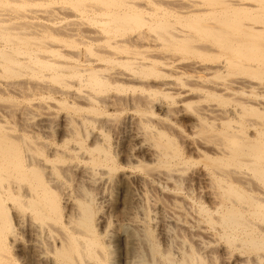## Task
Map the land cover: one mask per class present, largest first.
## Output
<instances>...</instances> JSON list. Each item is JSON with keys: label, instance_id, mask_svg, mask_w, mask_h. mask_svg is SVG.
<instances>
[{"label": "bare ground", "instance_id": "6f19581e", "mask_svg": "<svg viewBox=\"0 0 264 264\" xmlns=\"http://www.w3.org/2000/svg\"><path fill=\"white\" fill-rule=\"evenodd\" d=\"M188 2L0 0V264H264V0ZM174 52L213 60L170 64ZM188 70L202 82L183 79ZM207 75L221 81L208 83ZM125 87L140 94L108 93ZM194 90L212 101L193 106ZM153 93L162 96L151 104ZM127 103L139 148L152 159L129 166L139 175L116 162L106 134L104 117L118 118ZM186 105L199 109L185 120ZM56 109L68 112L67 130L49 144L43 133ZM175 117L215 144L211 156L208 144L192 149L215 201L195 204V227L181 189L192 160L168 131ZM132 181L172 190L175 239L164 248L149 205L137 208ZM103 184L108 190L99 193ZM150 188L141 189L143 201ZM101 201L115 222L103 219L100 232Z\"/></svg>", "mask_w": 264, "mask_h": 264}, {"label": "rangeland", "instance_id": "374dc122", "mask_svg": "<svg viewBox=\"0 0 264 264\" xmlns=\"http://www.w3.org/2000/svg\"><path fill=\"white\" fill-rule=\"evenodd\" d=\"M143 1V0H142ZM179 1H181V3H182V6L184 5H187V4H185V3H189L188 2V0H179ZM184 2V4H183V2ZM198 1H200V0H198ZM195 3H196V0H195ZM193 4V3H192ZM199 4V3H198ZM168 5H170V4H168ZM180 5V4H179ZM181 9H183V8H181ZM70 14V13H69ZM200 42L201 43H203L204 45H207L208 44V42L206 41V40H200ZM203 44H202V46H203ZM212 48H216V47H212ZM178 53V54H177ZM180 53V54H179ZM183 53V52H182ZM172 54H175L177 57H179V58H177L176 56H174V55H172ZM172 54H169V55H166V57L168 58V57H171V56H173L172 57V59H167L166 58V60H168V61H170L169 63L171 64V62H175V63H184L185 62V64L189 61V62H191L192 60L193 61H200V62H202L203 60H204V62L207 60H209L208 62H211L210 60L212 59V58H209V57H205L204 55L202 56V55H194V56H192V55H187L186 53H183V54H181V52H174V53H172ZM180 55V56H179ZM181 55H183V56H181ZM201 56V57H200ZM176 57V58H175ZM183 57H185V59L184 60H181ZM196 57H198V58H196ZM175 58V59H174ZM188 60H187V59ZM201 58V59H200ZM204 58H206V59H204ZM179 59H180V61H179ZM195 59V60H194ZM164 60H165V57H164ZM177 60V61H176ZM187 60V61H186ZM213 60V59H212ZM219 60V59H218ZM182 61V62H181ZM184 61V62H183ZM206 61V62H207ZM164 66V65H163ZM162 66V67H163ZM165 67V66H164ZM119 69V71H124L125 70V68H123V67H119L118 66V68H117V70ZM126 71H128V70H126ZM165 71V70H164ZM166 72V71H165ZM189 72H191V74H189ZM199 72V71H198ZM194 73H197L196 71L194 72L193 70H191V71H189L188 70V72L186 71L185 72V74H187V75H184V76H181V77H183V79H189L190 80V78H191V80H193V81H190V82H192V84L193 83H196V84H198L197 82H199V81H201L202 82V80L200 79L199 81H198V79H196L195 77L196 76H198V73L197 74H194L195 75V77H193L194 75L193 74ZM225 74V73H224ZM233 74V75H232ZM234 74H236V76H238V73H234V72H231V74L229 73V74H227L226 76L228 77V78H231V79H234L235 78V75ZM247 74H249V75H247ZM191 75V76H190ZM193 75V76H192ZM202 75V74H201ZM201 75H199V76H201ZM223 75V74H222ZM229 75V76H228ZM243 77H248V78H250L251 77V75H250V72H247L246 74H241ZM190 76V77H189ZM198 76V77H199ZM212 76H213V81L215 80V81H218V82H220L219 80H217V78L216 77H214V75H207V80L211 77L212 78ZM240 76V75H239ZM250 76V77H249ZM138 77H140V76H138L137 75V78ZM188 77V78H187ZM225 77V76H224ZM227 77H225V78H227ZM194 78V79H193ZM210 78V79H211ZM139 79V78H138ZM144 79V80H143ZM148 79V80H147ZM210 79H209V81H207L208 83H210L211 81H210ZM184 80V81H185ZM195 80H196V82H195ZM141 81H143L144 83L146 82V83H148V84H150L151 82H153V77H151V76H149V77H145V76H143L142 78H141ZM140 81V82H141ZM186 81H188V80H186ZM185 81V82H186ZM189 81H188V83H190ZM201 82L199 83V84H201ZM129 83V81L127 82V84ZM186 84H187V82H186ZM191 84V83H190ZM189 84V86H187V87H189V88H191V87H193L192 85H190ZM203 84V83H202ZM129 85H132L134 88H133V90L134 89H136V88H138V83L135 81L134 83H129ZM188 85V84H187ZM205 85V84H204ZM186 86H185V88H187ZM195 87L197 88L198 87V85L196 86L195 85ZM126 88H129V89H126ZM131 89V90H130ZM246 89H248V88H246ZM112 90V91H111ZM108 93L109 94H115L116 96H121V98H123V99H125L126 97L128 98V97H130L131 95V93L132 94H140V92L139 91H137V90H135V91H133L132 90V87L130 88V87H125L123 90L121 89V91H118V90H114V89H111ZM115 91V92H114ZM126 91V92H125ZM131 91V92H130ZM118 92V93H117ZM122 93V94H121ZM197 94V91H195L194 90V93H193V95L192 96H194V94ZM195 94V95H196ZM127 95V96H126ZM199 95V94H198ZM151 97H149V101L151 102V104H152V101L154 102L155 100H157L159 97H161L162 95H160L159 93H156V95L154 96V93L153 94H151L150 95ZM158 96V97H157ZM191 96V95H190ZM204 96H207V97H204ZM210 96V95H209ZM153 97H155L154 98V100H153ZM196 97L199 99V101H196V100H198L197 98L196 99H194V101L195 102H192L193 103V106H194V104H196L197 103V107H198V105H200L201 106V103H202V105L204 106V104H207V102L206 101H208V103H209V101H212V100H210L211 99V96H210V99H209V97H208V95H206V94H204V95H202V93H201V97H199V96H197L196 95ZM202 98V100H200ZM205 98V99H204ZM208 98V99H207ZM260 99H262V100H264V95H263V97L261 98L260 97ZM202 101V102H201ZM204 102H206V103H204ZM217 103H218V101H216ZM215 102V104H217ZM228 102L229 101H227V105H228ZM200 103V104H199ZM204 103V104H203ZM226 104L224 105V103H222L221 104V102L219 103V105L218 106H227ZM22 106V105H21ZM191 106L192 105H190V108H189V106H187L186 105V109H185V111H184V118H185V120L186 119H188V118H191L192 116H194L195 115V112L199 109V108H197V110L195 111V110H193L194 108H196V107H193L192 106V108H191ZM196 106V105H195ZM199 106V107H200ZM202 107V106H201ZM130 108V109H129ZM132 109V107H129V104L127 103V106H125V108H124V111H122V112H118L117 113V115L118 116H116V117H118V118H116V119H113L114 118V116H110V117H104L105 119H104V122L106 123L105 125V127L107 128V127H110V128H107L108 129V131H109V129L111 130V131H109V132H106V134L108 135V143L110 144V147H111V151H112V153H113V155H114V159L116 160V162L118 163V164H120V166H121V168H123V169H125L127 172H129V173H133V174H136V175H139L140 173L138 172L139 170L138 169H132V168H129V166L130 165H133V166H135V165H137V162H142V163H151V158H150V160H149V155H147V153H145L144 151H143V149L145 148H142V149H140L139 147V144L141 145V143H139L138 142V140H139V136L137 137V135L139 134V132H138V134H137V132H136V130H134L136 127V124H135V118H136V114H135V112L133 111V109ZM191 109V110H190ZM59 110V111H58ZM56 112V113H55ZM55 112L52 114V115H50V120H52V117H55V118H53V120H52V122L50 123L49 121L50 120H48V126H47V128H46V130H47V132H45L46 130H44V132H45V134L43 133V136L44 135H48L47 136V138L45 139L44 138V140L47 142V143H49V144H55L56 142H58L59 141V139H61V138H59L60 137V135H62L61 137H63V135L64 134H66L65 132H66V126L64 125V123L66 124L67 123V117H66V115H68V112L66 111V110H61V109H56L55 110ZM60 112V113H59ZM108 112H110V113H114L113 111H111L110 109H108ZM186 112H187V114H186ZM20 113V111H17V113H16V115H15V120H17L18 121V118L16 119V117H18V114ZM134 113V114H133ZM155 113L156 114H158V112H156L155 111ZM130 115V116H129ZM159 115V117H161L162 115L161 114H158ZM32 117V116H31ZM31 117H29L30 119H28V123L29 124H32L33 122H35V120L33 121V118H31ZM35 117V116H34ZM61 117H62V119H61ZM74 117H76L75 115H74ZM180 117V116H179ZM188 117V118H187ZM77 118V117H76ZM123 120H122V119ZM132 118H134V121H133V119ZM184 118H182V120L180 119L179 120V118L177 119L176 117H175V119L174 120H172L173 122H171L172 124H174L173 125V128H174V130H173V128H171L172 129V131H171V129L170 130H168L169 131V133L171 134V135H173V137L175 138V140H176V143L178 144V146L181 148V151H182V153H183V155L186 157V158H188V159H190V161L192 162V163H190V165H186V167H185V169H184V173L182 172V175H183V177L181 178L182 179V185H181V189L183 190H181L183 193H186L187 194V198H186V202H184L185 204H184V208H185V206H186V208L184 209V210H186L187 212L186 213H188V211H191L192 213H193V211H194V206H195V204L197 205L198 203H200V204H203L205 207H208V208H211L213 205H214V200L211 198V191L210 190H212L210 187H209V185H208V182H206V179H205V177H206V172H207V169H206V166L204 165V163H203V158H201V157H198V154H196L192 149L195 147H197L198 149H199V151H200V148H202V149H205L206 147V149H208V151H209V153H208V155H210L211 153V151L213 150V148L215 147V146H213V145H215L214 143L212 144L211 142L209 143L208 141H206V139L204 140V137L203 136H201L200 134H198V133H196L197 131L195 130L196 128H193V127H191V125H190V123L189 122H187V121H184ZM65 119V120H64ZM106 119H108L107 121H106ZM110 119H112V122H111V120ZM177 119V120H176ZM62 120V121H61ZM63 120H64V123H63ZM30 121V122H29ZM111 122V123H110ZM113 122L115 123V125L113 124ZM131 123V124H130ZM62 124V125H61ZM112 126H111V125ZM124 125V126H123ZM51 126V127H50ZM125 127V128H124ZM50 128V129H49ZM177 128H179L178 130H177ZM54 129V130H53ZM126 129V130H125ZM137 129V128H136ZM57 130V131H56ZM64 130V131H63ZM125 130V131H124ZM49 131V132H48ZM55 131V132H54ZM113 131V132H112ZM137 131H138V129H137ZM194 131V132H193ZM196 131V132H195ZM181 132V133H180ZM192 132V133H191ZM60 133H62V134H60ZM132 134V135H131ZM135 134V135H134ZM137 134V135H136ZM195 135V136H194ZM196 135H200L202 138H203V140H202V138L200 137V136H196ZM135 137V138H134ZM197 137V138H196ZM200 137V138H199ZM50 138V139H49ZM179 138V139H178ZM196 138V139H195ZM197 139H199V140H197ZM197 142H196V141ZM88 141L90 142V138H88ZM87 141V143H89ZM200 141V142H199ZM202 141H203V144H202ZM206 141V142H205ZM205 142V143H204ZM197 143V144H196ZM199 143V144H198ZM209 145V146H205V148H203L202 146L203 145ZM145 146H146V144H144ZM213 146V147H212ZM137 147V148H136ZM137 149V150H136ZM201 149V150H202ZM143 152H142V151ZM193 151V152H192ZM214 151V150H213ZM138 152V153H137ZM191 153V154H190ZM129 154V155H128ZM126 155V156H125ZM128 155V156H127ZM132 155V156H131ZM212 155V154H211ZM210 155V156H211ZM200 159V160H199ZM150 161V162H149ZM126 162V163H125ZM126 168H128V169H126ZM195 169V170H194ZM130 170V171H129ZM135 171V172H134ZM198 172V173H197ZM203 174V175H202ZM185 175H187V176H185ZM188 179H187V178ZM192 177H193V179H192ZM236 177V176H235ZM184 179V180H183ZM190 179V180H189ZM189 180V181H188ZM163 181V180H162ZM132 183H133V181H132ZM131 183V184H132ZM137 185H139L138 183H136V185H135V181H134V183L131 185V186H133L132 187V191H133V193H134V198H135V201H136V203L138 204L137 205V208L138 209H142L143 207H145V206H148L149 205V209L151 210V214H152V217H153V215H154V217H153V225H155V227L153 228L154 229V232H155V230H156V232H155V235H156V237H157V240L159 239V241H160V246L161 245H163L164 243V245L166 246V244H168V241L169 242H171V241H173V238L175 239V235H174V233H175V228H174V225L171 223L172 222V219L174 218V216L176 215V212H175V214H174V212L173 211H175L174 209L172 210L171 208H170V201H171V199H172V196H173V193H172V190H171V188H170V186L168 185L167 186V188H163L162 186H163V182H162V185L160 186V187H154L153 186V188H150L149 186H147V187H145V186H143L142 188H141V186L140 187H138ZM106 186H108L107 184H103V187H102V185H100V186H98L99 188H98V191H99V193H101V191H103V192H107V190L108 189H106ZM184 186V187H183ZM189 186H191V187H189ZM101 187H102V189H101ZM108 188V187H107ZM144 191V189L146 188H150V189H148V192L147 193H150V194H148V196H149V198L150 199H148V202L146 201V199L143 201V199L144 198H141V192H143V191H141V189ZM106 189V190H105ZM164 189V190H163ZM101 190V191H100ZM188 190V191H187ZM191 190V191H190ZM188 192V193H187ZM210 194V195H208V193ZM153 195H152V194ZM166 193V194H165ZM170 194V195H169ZM157 195V196H156ZM210 196V197H209ZM153 197V198H152ZM198 197H200V198H198ZM139 198V199H138ZM152 198V199H151ZM171 198V199H170ZM155 200V201H154ZM158 202H157V201ZM166 200V201H165ZM214 201V202H213ZM163 202V203H162ZM146 203V204H145ZM166 203V204H165ZM211 203H213V205L211 204ZM143 205V206H142ZM156 205V206H155ZM162 205V206H161ZM164 205H166V206H164ZM168 205V206H167ZM99 206H100V212H101V215H102V219L100 220V222L98 223V225H97V230L98 231H103L104 230V224H103V222H104V220H108V219H111L112 218V220H111V223H113L114 224V220L115 219H113V215H110V213H109V211H108V207L106 206V204L104 203L103 204V201H101L100 203H99ZM103 206V207H102ZM153 207V208H152ZM190 207H192V208H190ZM107 209V211H105ZM190 209V210H189ZM165 211V212H164ZM172 212H173V214H174V216H173V214H172ZM154 213V214H153ZM190 213V212H189ZM188 213V216L186 215V218L188 219V218H190V219H186L187 221H188V224H190V225H194L195 223V220H193L194 218H193V215H194V213L192 214H189ZM160 214V215H159ZM107 215V216H106ZM111 217H110V216ZM139 216L141 217L142 215H141V213L139 214ZM110 217V218H109ZM158 217V218H157ZM164 218V220L166 219L167 220V223L169 224V223H171V224H169L168 225V227H169V230H170V234H171V236L170 237H166V238H164V236H163V234L160 232L161 231V224H160V219H162V218ZM172 218V219H171ZM192 218V219H191ZM104 219V220H103ZM159 219V220H158ZM101 221H103L102 223H101ZM109 221V220H108ZM113 221V222H112ZM157 221V222H156ZM159 221V222H158ZM170 221V222H169ZM190 222V223H189ZM191 222H193V224L191 223ZM99 224H101V225H99ZM103 225V227H101ZM173 225V226H172ZM98 226H100V227H98ZM159 226H160V228H159ZM193 227H195V226H193ZM100 229V230H99ZM103 229V230H102ZM182 229H184V228H182ZM194 229V228H193ZM192 229V231H194ZM175 230V231H174ZM172 231V232H171ZM180 231V230H179ZM182 231V233L184 234V235H189L188 234V232H186V230L184 229V231L183 230H181ZM195 232V231H194ZM181 233V232H180ZM187 233V234H186ZM162 234V235H161ZM23 236H25V235H23ZM23 236H21L23 239L24 238H26V236L25 237H23ZM173 237V238H172ZM162 238V239H161ZM163 240H165V241H163ZM158 241V242H159ZM162 242V243H161ZM165 246H161L162 248H164ZM213 246H215V248H214V251H216V254L218 253V252H220L219 250H220V245L219 244H217V245H213ZM218 248V249H217ZM216 249V250H215ZM218 251V252H217ZM220 254V253H219ZM219 254H217V255H219ZM22 260H23V262H24V259L22 258ZM218 262V264H220V261L222 262V260L221 259H218L217 260ZM223 264H225L226 262H222ZM221 263V264H222Z\"/></svg>", "mask_w": 264, "mask_h": 264}]
</instances>
